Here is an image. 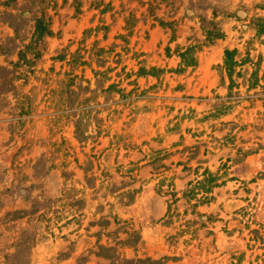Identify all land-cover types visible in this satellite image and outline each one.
Here are the masks:
<instances>
[{
    "label": "rangeland",
    "instance_id": "374dc122",
    "mask_svg": "<svg viewBox=\"0 0 264 264\" xmlns=\"http://www.w3.org/2000/svg\"><path fill=\"white\" fill-rule=\"evenodd\" d=\"M0 264H264V0H0Z\"/></svg>",
    "mask_w": 264,
    "mask_h": 264
},
{
    "label": "trees",
    "instance_id": "16d2710c",
    "mask_svg": "<svg viewBox=\"0 0 264 264\" xmlns=\"http://www.w3.org/2000/svg\"><path fill=\"white\" fill-rule=\"evenodd\" d=\"M39 27H40V22H37L36 30H38ZM230 54H232V52H229V51H226L225 52V59H226L225 60V64H227V65H228V59L230 57ZM213 180H214V177L210 174V175H208V179L206 181L197 182V187H202L203 190L209 191L211 189V187L213 186V184H214ZM205 182H207V183L213 182V183L209 187V186H206V183Z\"/></svg>",
    "mask_w": 264,
    "mask_h": 264
}]
</instances>
